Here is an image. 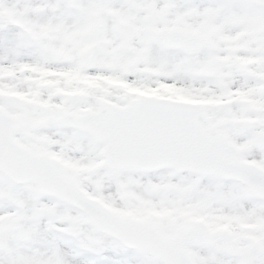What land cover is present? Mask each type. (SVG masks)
Listing matches in <instances>:
<instances>
[{
  "label": "snow or ice",
  "instance_id": "6c2138e0",
  "mask_svg": "<svg viewBox=\"0 0 264 264\" xmlns=\"http://www.w3.org/2000/svg\"><path fill=\"white\" fill-rule=\"evenodd\" d=\"M0 264H264V0H0Z\"/></svg>",
  "mask_w": 264,
  "mask_h": 264
}]
</instances>
